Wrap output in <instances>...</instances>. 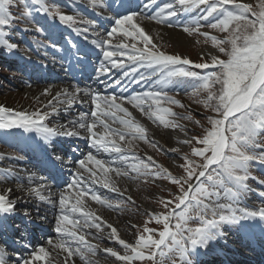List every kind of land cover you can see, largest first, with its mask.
Instances as JSON below:
<instances>
[{"label": "snow or ice", "instance_id": "6c2138e0", "mask_svg": "<svg viewBox=\"0 0 264 264\" xmlns=\"http://www.w3.org/2000/svg\"><path fill=\"white\" fill-rule=\"evenodd\" d=\"M84 2L92 9L100 7L108 12L107 16L101 15V20L114 21L111 29L106 32V36H102L99 32H93L95 38L91 39L90 42L100 50L103 57L99 66L95 69L94 79L103 84L105 88L116 86L121 92H126L133 84H139L141 81L147 82L151 77H157L154 83L160 88V91L134 93L130 97L121 96L119 99L127 100L133 108L144 112L149 120H153L154 123L159 121L166 128L179 127L182 129V126L175 119H170V117H177L179 114L173 112L170 108L161 106V101H165L183 107L179 100L167 95L165 91V89L175 85L179 78H192L195 83L191 86L190 95L197 96L200 92H206V98L199 102L203 103L204 107L208 108L210 112L218 114L219 118H214L211 115L207 117L210 127L205 128L204 134L197 140L204 147H193L191 150L194 156L202 157L204 163L193 168L194 161L185 156L186 164L183 167L188 175L186 179L183 177L181 179H184V183L188 184V181L195 175L198 183L195 187L188 184V190H184L181 186L182 195L178 197L177 208H182V210L163 217L165 228L160 233L159 240H154L151 236L147 238L140 236L135 245L127 244L125 240L120 238L117 229L111 224H107V227L111 229L110 238L117 240L124 247L125 254L121 255L111 247L106 248L105 251L123 262V264H132L134 260L139 259H149L155 264L157 252L152 251L146 257L142 251L143 249L159 250L158 254L166 259L168 253L161 249L162 246L166 245L169 238L172 244L168 246V251H178L183 260L186 251L185 243L190 242L191 245L202 243L207 226L216 221L215 219H204L203 213L210 211L213 216L218 215L219 220H228L235 215L234 208L230 203L213 202L212 205H209L204 203L202 198H219L221 193L217 189H224L228 199L236 201L242 195L251 191L246 183L249 178L250 162L258 160L264 164V152L259 154L254 152V149L260 146L257 143L259 133L264 131V0H258L255 7L239 3L238 0H177L179 8H174L172 3H166L163 7L156 8L150 16L147 15V11L157 3V0H146V2H143L142 7L134 4V0H84ZM13 3L14 0H0V46L6 48L9 52L18 47L17 44L10 43L5 38L8 35L5 28L10 27L14 19L10 13V7ZM32 3L39 5L35 9L36 12L47 13L50 17H58L62 24L71 27L79 21L87 25L82 29L74 27L73 30L77 35L88 33L90 29H94L97 25L96 20L84 18L78 12L75 15H70L65 14L58 7H49L44 3V0H32ZM19 4L24 5L22 15L26 20L25 30L38 33L47 31L48 41L44 42L43 46L57 48L55 42L57 26L55 24H49L47 28L37 26L34 22L31 6L26 3V0H19ZM134 7L139 8V11L133 10ZM195 8H200V14L195 18L187 22L175 21L177 26H182L185 33L191 34L198 31L201 28L200 21H208L212 18L214 22L210 23L208 27L227 34L223 39H219L215 35L210 37L213 46L226 55L227 59L220 60L218 57L212 56L211 67H216L219 71H209L204 75L186 70L184 66L193 63L187 57L161 51L140 23L142 19H148L172 27L173 18L177 16L178 11L187 13ZM249 13L253 18H249ZM202 34L205 37L209 36L207 32ZM114 36L121 40L119 44L113 45L111 38ZM85 39H88V36H85ZM124 39H128V43H124ZM37 43L40 44L39 41ZM67 43L74 50L70 55L76 61V65H82L85 62L87 53L85 52L82 55V50L70 39L67 40ZM21 51L26 52L27 50L21 49ZM53 62L55 63L54 58ZM195 67L207 69L210 65L198 63L195 64ZM71 68L72 64L69 62V69ZM69 69H65V71L67 72ZM112 69L120 70L121 75L118 79H113L110 75ZM101 76H107L108 79L101 80ZM216 85H219V88H216ZM72 89V91H69L68 88H64L57 91L48 101L47 107L51 112H56L60 107L67 111L74 104L87 103V100L81 99L79 94L82 93L83 97H88L91 100V122H88V113L82 112L79 120L69 121L68 125L62 124L59 127H50L44 123L45 118L49 115L48 112L14 111L0 105V129L11 130L15 128L22 129L25 133L35 132L47 149L45 151V163L53 169L63 160L51 143L52 138L55 136L79 137L80 132L77 131V128L83 129L88 134L91 147L96 149L97 152L102 150L105 153L115 152L119 154L123 151L111 137L118 136L121 141L125 140L126 137H130L132 140L138 138L147 142V129L132 116L128 108L118 102L116 95H101L91 87L80 88L77 85H72ZM44 94H49L47 88L44 90ZM145 106H147V111H145ZM117 113H123L124 116H118ZM102 117L113 119V122L118 121L122 127L111 128ZM182 119L194 120L190 114L184 115ZM97 123L103 127V133L94 131ZM194 123L199 124L200 121H194ZM193 139L197 138L194 137ZM183 143L190 144L192 141L185 140ZM49 151L51 155H49ZM207 153H210V155H207ZM117 160L128 163V158L123 155L113 158V162ZM148 160L151 161L152 157L149 156ZM78 163L81 168H86L88 163L93 164L105 177L110 171H116L117 175H128L127 172L121 173L118 168L106 167L105 165L109 162L97 159L91 152ZM212 165L216 167L210 169ZM130 167L138 175H160V172L151 171L152 165L143 161L138 160L136 164H132ZM197 169H199L198 175L196 174ZM86 170L91 172L89 179L93 183H102L104 188H110L113 192L119 191L107 179H97L95 170L87 168ZM11 171V169L7 170L5 177ZM164 171L167 170L164 169ZM34 175L29 176L30 181ZM201 177L206 178V183L200 180ZM169 178L174 183H180L170 174ZM80 183H82V177L78 172L74 182L69 184L68 187L75 188ZM260 183L264 184V180H261ZM229 185L231 186L229 187ZM46 187L47 185L40 183L36 187L30 188L29 191L41 202L54 204L55 202L51 198L52 193L43 194ZM88 191L90 189L85 185V188L77 193L74 203L70 202V199L61 193L59 198L60 214L55 217L56 232L62 236L75 239L81 247L71 249L67 246L66 240L56 242L50 240L48 242L49 245L68 252L69 255H79L82 260H85V264H87L85 253L95 255L96 250L85 241L83 235L78 236L77 232L73 230L77 227V221L70 217L75 213H79L84 217V227H94L98 232L101 230V224L90 223L94 213L84 211L80 197L86 195ZM91 198L106 207L111 208L114 206L112 202L102 199L94 192ZM13 204V201L0 194V213L12 210ZM225 209L227 214H223ZM240 211L247 215L264 218V208L259 209V211H249L242 208ZM192 212H196L195 218L201 220V227L185 228L188 221L194 218L191 215ZM25 215H29L27 210H25ZM173 215L179 219V222L175 225V232L171 231L168 225V220ZM5 225L6 222L0 219V228L5 227ZM69 225H72L73 228L69 229ZM145 231H148V229H145ZM184 231L189 233L186 240L183 236ZM177 236H180L179 240ZM129 250L131 254H129ZM8 255L7 251L0 247V264H8ZM30 255L31 261L20 257L21 264H34L35 261H47V264H51L50 253L44 247H40Z\"/></svg>", "mask_w": 264, "mask_h": 264}, {"label": "rangeland", "instance_id": "374dc122", "mask_svg": "<svg viewBox=\"0 0 264 264\" xmlns=\"http://www.w3.org/2000/svg\"><path fill=\"white\" fill-rule=\"evenodd\" d=\"M80 2H82L83 4H86V2H84V0H79ZM247 1L246 4L252 5L254 2H258V0H245ZM143 2H146V0H142L141 2L137 3L136 5H140L142 7ZM239 3L240 0H238ZM166 3H172L174 8H179L180 6L177 3V0H157V3L155 5L152 6L151 9H149L147 11V15H152L156 8L158 7H163L164 4ZM64 4V5H63ZM63 4H59V2H55L52 1L51 3V7L55 6L61 9L62 12L65 11V9H67V6L65 3ZM135 4V3H134ZM88 6V5H87ZM203 7V6H201ZM90 8V7H89ZM18 9V11H17ZM133 10L139 11V8H133ZM23 11H24V5L19 4V0H14L13 5L10 7V13L13 15L14 19L12 22V25L10 27L5 28V31L8 33V35L5 37L6 39H8V41L10 43H15L17 44V49H15L18 52V55L23 57L24 53H29L30 56L35 54V49L33 51V47L32 44L37 48V49H41L42 47L44 48H51V47H45L43 46L44 42L48 41V38L46 37V33L43 32H35V31H31V30H24V31H20L18 30L17 25H21V27H26V20L23 17ZM108 12L106 11V14ZM195 13L197 15H199L200 13V8H195L192 9L191 11L185 13L183 11H178L177 16L175 18H173V26L169 27L167 24H160L161 26L167 27V28H173L175 30H179L182 34L181 37L182 39L186 40L187 43H183V42H178V38L177 36H172V35H168L162 39H159L157 42H153L155 43L159 49L161 51L167 52L168 54H176V55H181L182 57H187L188 59H190L193 63L190 64L191 66H194L195 64L198 63H207L208 62H212L210 56H206L205 54L201 53L202 49L204 47H213L212 41L209 37H205L202 33L207 32L210 34L209 30H211V28H208V25L210 23H212V18H210V20L208 21H200L201 24V28L196 31L193 32L191 34L185 33L183 31L182 26H177L175 21L179 20L181 22H187L188 20L195 18L193 17L195 15ZM45 15L44 14H37L35 15V19H42V17ZM153 22H156L155 20H153ZM103 23V31L102 33L106 34V32L108 30L111 29L112 24L114 23V21H105L102 20ZM42 28H47L45 25H43V23L41 24ZM214 31V35L215 36H224V33L221 32H217L219 30L217 29H212ZM19 32L20 34L17 36V34H15V32ZM28 37H33L31 40L32 42L28 43ZM16 38H18L16 40ZM114 38H117L116 36H114ZM37 41L40 42V44L37 43ZM24 43H26L27 45L24 46ZM24 46V47H23ZM21 49H26V52H22ZM216 50H218V59L220 60H225L223 57L225 56L223 53L219 52L218 48H215ZM29 56V55H27ZM26 58V57H25ZM6 61L8 62V64H3L2 62H0V105H3L6 108H11L14 111H19L20 108H17L20 105H25V106H29L34 108L36 111L40 112V113H44V112H48L49 115L45 118L44 123H46L48 126L52 127H59L60 125H65L62 121V117H63V113H55V112H51L50 109L47 107L48 104V99L44 100L48 97V95H45L44 99H40V98H36V96H33L30 93H27V89H25L23 86H27V84H29L30 78H31V74L37 76V73L34 71H32L31 67L28 66L25 62L24 65H21L20 63H12L9 60H15L17 61L18 59L15 57H11L10 55H8L6 57ZM96 75V74H95ZM95 75H93V78L95 77ZM112 77H114V75H112ZM101 80H107V78H101ZM157 79V77H151L149 80H147V82L145 81H141L142 83H147L150 87V91H160V88L155 85L154 81ZM187 80V78H179L177 83L175 85H173L172 87H169L167 89H165L166 92H176V99L180 101V103L183 105V107H185V109H188L191 111V115H193V117L196 119V121H200L199 124H195L194 121L191 123L189 122H183L181 120H179L178 118H176V122L182 126V128H184L183 130H185V140H191L192 143L190 144H182V148H176L175 150L177 151H173L174 153H176L175 157L173 158V156L170 155L169 152H167L165 146L163 145V143L159 142L158 139H154L151 137L150 135V130L144 126V124H142L146 129H147V142L145 140H140V139H134L132 140L130 137H126L125 140L123 141H119L118 144L123 151L119 154L115 153V152H111L110 154L114 157H117L118 155H123L125 157L128 158V163H124L121 161H109V159L107 157H105L103 154L99 152H97L96 149L92 148L91 146H87V144L78 139H76L77 137H72L71 140L69 139H59V138H55L56 142H52L53 146L55 147L56 151L58 154H60L61 156L67 158V156L72 157V163L71 166L72 170L66 169L65 171L59 169L55 174H54V178H56V180H61L62 178H65V181H69L67 183V187L68 188V192L67 193H63V195L66 198H69V193H71L72 195V199H75V197L73 196L74 194V190L79 189V185H77L75 188H69L68 185L73 183L77 174H73V171L77 169V171L79 172H89L86 170L90 169V166H94L91 163H88L86 165V168H81L80 164L78 163L79 158H82V153L84 150H86L88 147H91L92 150V154L97 158V159H104L105 161H108L109 164L111 166L114 167H118L121 169H124L125 172L128 173L127 176H123L122 177V185L117 186L114 184V186L116 188L119 189L118 192H113L111 191L110 188H108V190H110V192L106 191L105 189H101L103 187L102 183H94V185H90L91 188L90 191L87 192V194L85 195L86 197L83 198L82 204L87 206L88 201H92L91 197L89 195H92L93 192L97 195H99L102 199H107L108 201L113 203V213L115 216H117V218L119 219V221L121 222V224L125 225V227H127L131 233L130 235L132 236V243L136 244V240L140 237V236H144L145 238H147L149 235L148 232L144 231V228L146 226H148V228H150L152 230L153 233H157L159 231H161L163 229V223H162V217L161 216H151V214L156 213V211H161V214L164 215L167 213V210L169 209V212L171 213V208L170 205L174 202L177 201L181 190V186H183V188L185 187V183H184V179H181V176H172L174 177L176 180H179L180 183H174L173 180L171 178H165L167 176L161 175L160 177L165 181L171 184V186H166L163 182L159 181V182H155V183H151L149 182V179H142L140 177V175H138L136 172L131 170V165L132 164H136L139 161H143V162H147V160L144 157H148L151 156L152 159L154 161H157L156 163H162L163 165H165L166 167L169 168L170 171H172L174 174H176L177 172H183L185 179L187 178L188 173L185 171L183 165L186 164V160L184 159V152L185 151H190V154L192 155V157H194L195 161L193 164V168L196 167V165L199 164H203L204 160L202 157H198V156H194L192 154V148L193 146L196 148H200L198 147V143L197 140L198 138H200L203 134H204V130L205 128H209L210 125L208 124V120L207 117L209 115L213 116L214 118H219L218 114L210 112V110L208 108H205L203 103H200L199 101L202 98V95L207 96L206 92H200L199 95L197 96H192L190 95L191 91H192V85L193 83H186L185 81ZM185 82V83H183ZM45 81H41V84H39L40 86H45ZM38 84V83H35ZM216 88H219V85H216ZM97 92H99L98 88L95 89ZM204 98V97H203ZM202 98V99H203ZM204 98V99H205ZM203 99V100H204ZM150 103V101H149ZM200 104L203 105L204 107V111L202 110V108L200 107ZM161 106L162 107H167L170 108L173 112H184L182 109V107L175 105V104H171L169 106H167V104L165 102L161 101ZM86 113H88V119H91V109L90 108H86L85 110ZM187 113H184V115H186ZM170 119H174L173 117H170ZM118 125H120L118 123ZM155 125L158 127V129L161 130V132L163 133L164 130L166 129V127H164V125L160 124L159 121L155 122ZM184 126V127H183ZM78 131H84V130H78ZM0 133L4 134L3 136L0 135V150L2 153L6 154V159L9 162H14L16 163L15 165L20 168V170H18L17 172H21L22 173V177H24V175H26V171L24 169H22L23 165H25L24 163H28L29 161H34L36 159V156H34L32 153H30V151L28 150V152H23L22 150H17V152L12 149V146H9L6 141L9 142L10 139V130H4V129H0ZM80 135L83 136H79V137H84L85 133L80 132ZM260 137L259 140L264 143V131H260L259 133ZM197 138V139H193V138ZM77 143V144H76ZM258 143V141H257ZM23 144L28 146V147H32L34 146L35 149L38 148H42L44 151H47V149L44 147L43 142L40 141V139L38 138L37 140H34L33 138H31L29 135H27V139L23 140ZM78 146L79 148V152L78 150H76L75 146ZM190 147V148H189ZM260 148V147H257ZM89 150V151H91ZM88 151V152H89ZM87 152V153H88ZM254 152L256 154H259L261 152H264V149L261 150H257L254 149ZM69 153V154H68ZM145 153V156H143L142 154ZM147 153V154H146ZM51 155V154H49ZM88 154H85L84 157H86ZM210 155V153L208 154ZM156 157V158H155ZM158 157V158H157ZM172 162L174 164H172ZM29 165V164H28ZM171 166V167H170ZM258 163L256 160H253L250 162V166H249V171L251 173H253L255 176H257V178H253L251 175H249L248 180L246 181V183L248 184V186L250 187L251 191H248L245 194H250L251 197H253V202L251 203V205L254 208H262L263 207V203L259 202V199L264 197V189H262L261 187L264 188V184H261L260 181L264 180V173H260V169H258ZM264 166V164H263ZM57 167V166H56ZM212 167H216L215 165L210 166V169ZM0 181H8L9 180V173L7 174V176L5 177V173L7 171L2 170V167H0ZM112 172V171H111ZM199 169L196 170V174H198ZM109 175V176H108ZM21 177V178H22ZM107 177H111L112 175L108 172L107 173ZM105 177V175L103 173H99L97 174V179L99 180H105L108 178ZM133 177H135V179H133ZM153 177V175H148L147 178H151ZM203 179L206 183V178L205 177H201L200 180ZM151 181V180H150ZM197 180L196 182L193 184V186L195 187L197 185ZM187 185V184H186ZM231 185H229L230 187ZM261 186V187H259ZM155 188H159L162 192V195L160 196V191L156 190ZM185 189V188H184ZM194 189V188H193ZM83 190V189H80ZM178 190L179 193H176V191ZM218 191H220L221 195L219 198L216 197H212V198H202L204 203L212 205L213 202L216 203H220V199L221 198H227V195L224 192V189H217ZM252 190H256L258 191L257 194H255V192H252ZM61 194V193H60ZM89 194V195H88ZM244 194V195H245ZM129 197H131V199H129ZM249 202H251V200H248ZM179 203V200H178ZM240 205H242L241 203H239ZM122 208V209H121ZM125 209L126 212L123 214V216H119V212L120 210ZM182 208H177L174 209V213L177 211L180 212ZM16 212L18 214H20L21 212H25L22 209H18L16 210ZM52 212V210H51ZM57 211L54 209L52 215L49 217V222L53 223L54 222V218L56 215ZM149 215L151 217H149ZM191 215L194 217L192 222L188 221V223L185 225V228H197V227H201L202 222L200 219L195 218L196 217V212H192ZM204 219L206 220H213L215 219L216 224L214 223L208 225L207 227H212L214 232H218V233H223L226 224H225V220H219V216H213L211 214V212H205L203 213ZM157 217H159V219H157ZM10 224L12 227H16V226H20V223L14 218H8ZM26 220H24V223H28L25 222ZM22 222H23V218H22ZM179 222V219L177 216H175V221H174V228L175 225ZM38 224L41 225L40 222H37ZM241 223V222H238ZM251 223V222H250ZM30 231L27 233L26 236H24L23 240H30L31 238L33 239L32 236L35 237L36 241L38 237H40L41 235L38 234V229H35V227L32 224H26ZM190 225V226H189ZM49 227V225H48ZM176 231V228H175ZM174 231V232H175ZM50 232V231H49ZM101 230L98 232L100 233ZM142 232V234H140ZM52 233V232H51ZM183 233H185L187 236H189V233L187 231H184ZM158 239V238H157ZM160 239V237H159ZM187 239V238H186ZM185 239V240H186ZM169 243H172L171 239H168ZM95 243L101 245V246H106L105 242L101 241V236H96L95 237ZM186 247H190L193 246L190 244V242L185 243ZM134 245V244H131ZM143 252L145 254V256L147 257L151 252L149 251V249H143ZM129 254H131V251L129 250ZM172 256L177 257L180 255V253L178 251L173 250L171 252ZM163 258V257H162ZM164 259V258H163ZM168 259V258H167ZM105 261H109L108 258H104ZM165 260V259H164ZM184 260H186L185 258L183 260H181V262H183ZM136 261V260H135ZM133 261L135 264H145L147 262L146 259H139L137 260V262ZM162 261V260H161ZM161 261L158 262V264H165V263H161ZM169 263L167 264H174L172 262V259L168 260ZM123 262H119V264H122ZM192 264V263H191Z\"/></svg>", "mask_w": 264, "mask_h": 264}, {"label": "bare ground", "instance_id": "6f19581e", "mask_svg": "<svg viewBox=\"0 0 264 264\" xmlns=\"http://www.w3.org/2000/svg\"><path fill=\"white\" fill-rule=\"evenodd\" d=\"M241 3L246 4L247 1L245 0H240ZM99 9V8H98ZM104 9V8H103ZM81 15L85 14L82 10H80ZM65 14H70V15H75L73 13L70 12H65ZM141 26L145 28L146 32L152 37L153 42H157L159 39H162L168 35H172V36H177L178 38V42H183V43H187L186 40L182 39L181 37V32L179 30H175L173 28H167L164 26L159 25L157 22H153V20H148V19H142L140 21ZM83 26H85L84 24L80 23L79 21H77V23L73 26H68L69 28H83ZM93 32H96L94 30H90V33L93 36ZM102 36H106V34L102 33ZM94 37V36H93ZM95 38V37H94ZM112 43L113 45L119 44L121 42V40L117 37L114 38L112 37ZM124 43H128V39H124L123 41ZM111 50V49H110ZM201 53L205 54L206 56H216L218 57L217 50H214L213 48L209 47H204L201 51ZM92 55H95L96 53L91 52ZM102 55L98 58V62L100 63V60L102 59ZM99 66V65H98ZM97 66V67H98ZM111 72L114 73H118L120 72V70L118 69H112ZM62 78V77H60ZM37 81H39V79H37ZM33 82H31L32 84ZM96 87L100 90V94L101 95H116L118 97V102L122 103V105L126 108H128L129 112L132 113V116L138 120L141 124H144V126H146L149 130H150V135L152 138L154 139H158L159 142L163 143V145L165 146L166 150L170 153L171 156H173V158L175 157L176 153H174L173 151H176V148H182V140L185 139V132L182 131L179 128H166L164 130V132L162 133L160 129H158V127L155 125V123L153 122V120H149L147 115L144 114V112H141L139 109L137 108H133L131 104H129L127 102V100H120L119 98L121 96L123 97H130L132 96L134 93H143V92H147L146 91V86L145 85H141L139 84H133L131 85V87L128 88V90L126 92H121L120 89L116 86L113 87H109V88H105L103 84L99 83V81H95ZM72 85H77L80 88H86V86H81L82 83L78 82L77 80L71 78L66 79V81H64L62 83V85H60V83L58 82H50L47 83L45 86H39V85H35L32 84L30 86H26L25 89H27V93L32 94L33 96H36L35 99L40 98L41 100L45 98V94H44V90L47 88L49 90V94L48 97L44 100H50L52 98V96L55 95V93L57 91H61L64 88H68L69 91H72ZM148 90V89H147ZM81 96L82 100H86L83 97V94H79ZM55 103V102H53ZM89 105L90 108H92V104H91V100L90 98L87 100V103H77L75 105H77V107H81V106H85V105ZM17 108H20L19 111H25V112H38L36 111L34 108L32 107H27L25 105H20ZM63 109V107H60L55 113H61V110ZM113 111H115V109H113ZM145 111H147V106H145ZM118 116H124L123 113H117ZM78 117V116H76ZM75 116H71L68 121H72V120H78ZM102 119H104L111 128H121V125H118V121L117 122H113V119H109L108 117H102ZM98 126L97 129H94V131L96 132H100L102 133L104 131L103 127L97 123L96 124ZM111 139L115 140V142H119L121 140H119V137H111ZM102 151V150H101ZM177 152V151H176ZM102 154H106L105 152L102 151ZM64 160V159H63ZM1 164L2 167L6 170L11 169L12 171L9 173L10 177L8 181H0V194L5 195L9 200L13 201V209L8 211V212H2L0 213V218L4 217V219H7L10 216H14L16 215L17 217H20L17 215V213L15 212L18 208H22L24 210H27V212L29 213V217L34 218V220L36 221H42L48 219V212L47 209H45L43 206L49 204L46 202H41L37 197H35L34 194L30 193V188L36 187L37 185H39L40 183H44L45 185H47V187L45 188L43 194L44 195H48L49 192L52 193V200L55 202L54 204H50L53 205L55 207L56 210L59 211L60 214V207H59V198H60V194L58 189H56L55 185H57V183H52L49 181H46L45 178H43V175H39L33 171H31L29 174L26 175V177H22L20 175V172H17L18 170H20V168H18L15 164L13 163H9L6 159V157H2L1 158ZM172 164H174L172 162ZM108 165V164H107ZM111 168L113 169H117L118 167H114L109 165ZM90 169H93L97 172V174L102 173L100 170L96 169L94 166H90ZM121 173L125 172L124 169L118 168ZM78 173V172H76ZM112 175L111 177H108V179L110 180V182L112 184H115L117 186L122 185V177L125 175H117L116 171H110L109 172ZM14 174V175H13ZM30 174H35L34 176H32L31 181L29 180V176ZM81 174H83L86 179L82 178V183L79 185V188H84L85 185H88L89 182H92L91 179H89V177L91 176V173H84L81 172ZM37 176V177H35ZM109 176V175H108ZM22 177V178H21ZM43 178V179H41ZM79 191H75L74 192V197H76L77 193ZM81 199H83V196L80 197ZM249 199V196L247 194L242 195L239 199H237L236 201H231L227 198H221L220 199V203H230L232 205V207L234 208V212L235 215L232 219L234 220H238L239 222L242 221H255L256 223H261L264 221V218L260 217V216H251V215H247L244 212H241L240 209L242 208H246L249 211H259V209L261 208H252L250 206V204L247 202ZM70 202L74 203L75 201H73L72 199H70ZM239 203H242V205H239ZM263 204H264V198H263ZM105 205L99 204L96 201H92L89 202V206H86L84 211L90 212V213H94L93 219L91 222L94 223H99L101 224V234L97 233V230L94 227H84V217L81 216L79 213H75L73 214L70 218L73 220L77 221V227L73 230H75L77 232V235H83L85 237V241L90 244L91 246H93L96 250V254L92 255L91 253L86 252L85 253V258L87 261V264H119V260H117L116 257L111 256L110 253L106 252L105 249L106 248H113L115 251H118L121 255H123L125 253V249L122 245L119 244V242L113 238H110V232L111 229H109L107 227V224H111L113 227H115L117 229L118 235L120 236L121 239L125 240V242L127 244H134L132 243V236L130 235L131 231L125 227V225L121 224V222L119 221V219L117 218V216L114 215V213L111 211V208L106 209L104 208ZM264 208V207H263ZM125 210H121L119 212V216H123V214L125 213ZM58 214V215H59ZM223 214H227V210H224ZM98 218V219H97ZM7 226H5L4 228H6ZM56 223H54V226L51 227V230L54 234V236H49L47 239L44 240V244L43 245H28V247L30 248V251H27L24 255L23 258L29 259L31 261V253L33 251H37L40 247H44L46 250H48V252L50 253V259H51V264H85V260H82L80 258L79 255L76 254H72L69 255L68 252H65L57 247H53L51 245H49V241H60V240H66L67 241V246L71 249H76L78 247H81V245L73 238L68 237V236H62L61 234L56 232ZM69 229H72L73 226L69 225L68 226ZM10 233L15 234H21L22 232H25L24 229H19V228H13L9 230ZM214 230L209 226L206 228V233L211 234L214 237H218L219 235H214L213 234ZM97 235H100L102 238V241H104L107 245L105 247L98 245L94 242V239ZM192 248V246H191ZM193 251L197 252V250L195 248H192ZM199 250V249H198ZM20 253V252H19ZM20 257L22 256H18V257H12L10 259H8V264H21L20 261ZM104 258H108L109 261H105ZM19 261V262H18ZM18 262V263H17ZM34 264H47V261H35Z\"/></svg>", "mask_w": 264, "mask_h": 264}, {"label": "trees", "instance_id": "16d2710c", "mask_svg": "<svg viewBox=\"0 0 264 264\" xmlns=\"http://www.w3.org/2000/svg\"><path fill=\"white\" fill-rule=\"evenodd\" d=\"M256 4H257V2H254L251 6L255 7ZM229 7H231V6H229ZM248 15H249V18H253V17L251 16V13H249ZM225 35H227V34L224 33V36H225ZM224 36H223V37H224ZM223 37H222V38H219V39H223ZM223 58L226 60V59H227V56L225 55ZM192 71L198 73V71H200V69H194V70H192ZM209 71H219V69H218V68H212V69H210V70H206V73L209 72ZM198 74H199V73H198ZM203 97L205 98L204 95H202V98H203ZM202 98H201L200 101H202V100L204 99V98H203V99H202ZM200 107H201L202 110L204 111V107H203V105L200 104ZM191 116L193 117V115H191ZM193 118H194V117H193ZM191 121H192V122H193V121H196V119L194 118V120H191ZM199 145H200V144H199ZM200 147L203 148L204 146H203V145H200Z\"/></svg>", "mask_w": 264, "mask_h": 264}]
</instances>
